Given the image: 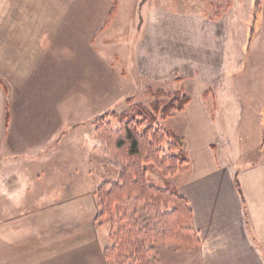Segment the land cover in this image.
Instances as JSON below:
<instances>
[{
    "label": "crops",
    "instance_id": "1",
    "mask_svg": "<svg viewBox=\"0 0 264 264\" xmlns=\"http://www.w3.org/2000/svg\"><path fill=\"white\" fill-rule=\"evenodd\" d=\"M42 6L36 0H0V264H108L94 223L97 210L91 215L89 208L92 193L40 200L34 214H13L26 196L39 199L52 189L39 181L50 177L47 165L54 157L63 164L61 149L69 141V98L59 93L63 80L56 78L54 87V31L51 16L39 12ZM217 69L209 77L194 62L179 71L190 102L174 128L189 166L173 185L192 211L197 264H264V77L254 78L250 90L246 77ZM237 131L244 132L250 152L244 153H256L255 160L231 164L226 158L227 150L240 149L229 134Z\"/></svg>",
    "mask_w": 264,
    "mask_h": 264
},
{
    "label": "rangeland",
    "instance_id": "2",
    "mask_svg": "<svg viewBox=\"0 0 264 264\" xmlns=\"http://www.w3.org/2000/svg\"><path fill=\"white\" fill-rule=\"evenodd\" d=\"M36 1L44 5L39 12L51 16L54 87L56 78L59 83L63 80L58 86L59 93L68 94L70 133L68 144L61 149L63 164H57L54 157L53 164L47 165L52 168L50 177L39 181L52 189L41 192L39 199L26 196L28 201L13 214H34L40 200H74L92 193L89 208L93 215L97 210V187L118 182L120 175L107 153L106 142L95 131V121L107 113H127V99L149 109L152 99L147 91H178L186 78L179 71L187 69L189 63L203 64L209 77L216 76L217 67L233 70L249 79L250 90L255 86L254 78L264 77V0H231L229 8L226 0H116V14L108 25L114 0ZM216 11L219 18L214 16ZM192 28L195 35H189ZM193 43L197 45L191 46ZM204 81L216 86L211 78ZM190 86L196 88V83ZM237 88L234 85V91ZM177 114L159 120L158 126L171 128L182 140L174 128ZM76 122L80 127L71 128ZM106 122L111 130L118 129L117 123ZM229 134L240 148L236 153L234 149L227 150L226 158L231 164L240 158L242 162L256 159V153L250 157L246 154L250 152L246 151L244 132ZM183 171L166 178L158 169L149 168L148 175L155 186L162 188L166 182L173 185V178ZM58 174L61 177L55 176ZM136 209L135 217L141 222L146 220L141 224L154 231L156 241L149 256L152 264L198 263L195 247L160 241L161 225L143 205ZM96 227L100 228L101 245L108 247V224Z\"/></svg>",
    "mask_w": 264,
    "mask_h": 264
},
{
    "label": "trees",
    "instance_id": "3",
    "mask_svg": "<svg viewBox=\"0 0 264 264\" xmlns=\"http://www.w3.org/2000/svg\"><path fill=\"white\" fill-rule=\"evenodd\" d=\"M230 4L231 0H226V8ZM116 10L114 0L106 25L113 20ZM214 16L221 15L216 11ZM147 92L152 99L149 109L127 99V113L111 112L95 121V131L106 142L107 153L120 170L118 182L101 183L94 192V223L99 227L108 224L110 245L103 249L108 264H152L149 256L156 241L154 231L141 224L146 220L141 222L135 217L136 208L142 205L161 225L160 241L195 248L200 244L190 227L192 211L188 202L172 184L166 182L159 188L148 175L149 168H156L167 178L189 166L180 137L171 128L158 126V121L183 112L190 97L181 87L174 93L162 89ZM106 120L117 123L118 129L111 130Z\"/></svg>",
    "mask_w": 264,
    "mask_h": 264
}]
</instances>
